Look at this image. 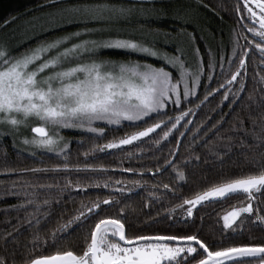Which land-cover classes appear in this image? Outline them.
<instances>
[{
  "label": "snow or ice",
  "instance_id": "6c2138e0",
  "mask_svg": "<svg viewBox=\"0 0 264 264\" xmlns=\"http://www.w3.org/2000/svg\"><path fill=\"white\" fill-rule=\"evenodd\" d=\"M171 3L173 0H43L38 6L43 10L41 14L26 21L29 28L52 31L74 25L75 30L39 41L15 56L10 54L6 42L0 41V136H14L22 127H30L33 135L22 141L32 149L30 154L35 156L36 150H42L61 159L58 163L32 168H17L6 158L0 161V175L17 176L7 183L0 181L3 189L0 198L10 196L18 201L9 206L18 214L17 224L10 225L11 231L0 230L6 253L0 254V264H264V243L225 246L223 240L207 242L201 235L204 222L199 214L206 203L243 195L246 203L240 201L239 206H233L216 221L219 224L222 220V236L240 237L249 227L264 230V212L259 206L264 203L261 200L264 197V74L254 73L249 80V63H246L250 58L264 73V0H243L242 8L238 0L236 5L240 19L249 22L245 28L251 38L233 30L230 54L217 55L209 48L206 66L199 48L194 47L196 66L192 70L186 66L184 47L177 46L172 54L157 47L161 37L165 43L185 35L194 41V35L183 27L194 22L191 10L179 5L172 10L171 16L181 25L175 29V36L171 31L162 32L150 26L152 21L169 15L164 5ZM15 19L12 17L5 24ZM116 26L134 27L142 38H95ZM241 40L245 43L241 44ZM107 48L158 59L161 66L140 60L101 59L102 50ZM169 67L175 70V77ZM205 77L208 83L200 98L198 89ZM213 82L216 87L212 86ZM217 95L221 99L209 112L216 113L219 119L205 113L199 124L190 129L189 125L194 124L190 117L197 116L211 103L210 98ZM225 102L232 109L233 123L227 131H222L225 115H229L220 110ZM233 105L241 111L248 110L251 127L246 126ZM169 111L176 114L169 115ZM33 122L36 126H32ZM97 122L114 126L116 130L129 122L136 130L99 144L95 140L103 139L106 133L105 127L97 126ZM63 130H79L93 137L89 148L83 153L77 151V156L85 158L84 162H72L70 141L62 134ZM241 132L252 138V143L246 140L238 143L245 153H250L245 155V161L255 171L235 177L219 173L218 182L195 191L190 197H182L179 203L167 208L162 201L175 197L180 184L173 186L157 180L147 191L145 207L149 211L143 220H130L126 208L119 206L122 199L130 198L126 194L133 189L149 188V182L143 179L146 173L155 177L171 169L173 179L186 185L187 174L183 169L201 164L200 156L194 152L201 134L207 137L212 133L214 139L225 142L223 147L227 151L213 152V159L223 165L222 157L230 154L234 138ZM189 133L191 140L186 148L192 154L178 165L173 158L182 145L180 138ZM124 146H132L135 151H126ZM83 147L80 141L79 148ZM165 147L168 153L160 164L157 153H163ZM110 150L126 152L128 159L151 150V159L157 163L154 168L121 167L122 172L141 178L113 180L108 175L112 168L88 162L95 160L98 153L111 154ZM119 163L122 165V161ZM103 189L109 190L107 195L82 199L65 216L66 201H74L76 195L87 196L89 190ZM254 201L258 202L255 207ZM155 203L161 204L163 215L159 210L155 214L151 212ZM53 204L61 211L56 216L55 227L47 229L54 215ZM114 208L117 210L112 213L110 210ZM21 212L23 217L19 216ZM21 219L33 231L29 242L18 249L15 243L21 235ZM163 222H167L170 232H161L159 226ZM76 233L83 241L82 248L62 249L61 241ZM9 244L14 246L9 249ZM40 248L56 251L34 256Z\"/></svg>",
  "mask_w": 264,
  "mask_h": 264
},
{
  "label": "trees",
  "instance_id": "16d2710c",
  "mask_svg": "<svg viewBox=\"0 0 264 264\" xmlns=\"http://www.w3.org/2000/svg\"><path fill=\"white\" fill-rule=\"evenodd\" d=\"M119 2V0H114ZM43 3V0H0V35L5 33L13 24L24 20L26 18H30L36 14H40L43 10L39 9L38 6ZM238 0H173V3L166 4V7L169 11V15L166 21L175 22V19L171 16L172 10L176 6H183L184 8L190 9L194 12H199L204 16V20L199 22H193L192 26L196 28L191 29L192 34L195 39L192 41V46L199 48L200 53L203 57V61L205 66L207 64L208 56L207 50L210 48L214 53L219 55L221 52L227 56L231 52L230 45V37L233 33V30L236 32H243L244 28L239 23L240 15L236 12V5ZM240 7L242 8V1L239 0ZM243 13H241L242 15ZM12 17H16L15 20L5 24L6 20H11ZM222 17V19H221ZM197 24V25H196ZM179 25V23H178ZM181 26V25H180ZM183 27H185L183 25ZM190 27V26H189ZM58 32L57 30L37 33L34 34L30 38H26L21 43L15 45L13 49H11L12 55H18L23 53L24 51L34 47L39 41L42 40H50L53 35ZM245 34V33H244ZM241 44L245 43L244 40L240 41ZM218 45L220 47H218ZM108 56L115 59H137L140 61L150 62L157 67L161 66V61L157 59H153L150 57H146L143 55L130 53L125 50L120 49H109L104 52ZM196 61V59H195ZM246 63H249V80L251 79L252 74L261 72L259 67L253 65L250 58L246 59ZM259 64L258 59H256V65ZM169 71H173L174 77L176 75L175 70L172 68H168ZM208 83L206 77L202 78L201 85L198 89V96L202 98L204 85ZM213 87H216V83L213 82ZM252 85L249 84V88L251 89ZM221 96L217 95L215 99L210 98L211 103H209L206 107H203L200 112H198L197 116L190 117L194 121V124L190 126V129L194 128L196 124H199L200 119H203L204 114L207 113L210 116H215L216 119H219V116L216 113L209 112V109L215 107L220 101ZM183 107V106H182ZM235 109V112L240 115L241 118L245 119V124L248 127H251V124L248 117V110L245 109L241 111L240 108L236 105L232 106ZM223 114L225 115V123L222 131H227L230 125L233 123V116L230 115L232 109L229 108L228 102H225L224 105L221 106ZM219 111V110H218ZM176 113L173 111H169V115L174 116ZM258 117V113L256 114ZM183 123V122H182ZM97 126L105 127V136L103 139L95 140L96 143L103 144L107 140L118 138L124 135L125 132H132L136 129L134 127L129 126V122H124L121 126H119V130H116L114 126H105L104 123L98 122ZM31 132V129H30ZM161 130L158 129L157 133H160ZM64 136L70 141L71 148V160L73 163L76 162H84L85 158L80 155L77 156V151L83 153L85 149L89 148L93 142V137L89 134H86L79 130H67L64 133ZM155 135V134H153ZM174 135L178 136V133L174 132ZM171 139V137H170ZM182 141V145L179 149V153L173 159L178 165H182V162L185 157L191 155V151L186 148V145L191 140V134H187L185 137L180 138ZM147 140V138H145ZM208 142L205 143L204 141ZM239 140H246L247 143H252L251 136L245 137L241 132L234 138V146L231 149V152L227 156H223L224 160L223 165L220 164L218 160L213 159V152L227 151L223 147L225 142L218 141L213 138L212 133H209L207 137H204L201 134V139L198 140L197 145L195 146L194 152L198 154L201 158V164L199 167H189L183 169L187 174L186 185L185 182H177L173 179L172 170L169 169L167 173L163 175L153 176V173H146L143 176L144 180L149 182V188L146 190L144 188L133 189L132 193L126 194L130 198L127 200L122 199L121 204L119 206H124L126 211L128 212L129 219L138 218L140 220L145 219V213L149 211V208L145 207L147 191L151 190L150 185L152 183H156L157 180L162 181L163 183H170L175 186L177 183L180 184L177 194L175 197L169 196L166 201H162L165 208L171 207L172 205L179 203L181 198L184 196H191L195 191L203 190V188L207 187L209 184L218 182L220 179L219 173H224L226 176L235 177L242 174H247L248 172L255 171L250 164L245 161V155L250 153H245V151L239 146ZM15 141V142H14ZM83 141L84 147L79 148V142ZM21 143L13 136L3 135L0 136V161H3L5 158L7 161L17 168H32V167H43L45 165H51L54 163L61 162L60 158H57L52 153H48L45 151L37 150L36 155H31L30 151L22 149L20 146ZM172 146H175V142L173 140ZM126 151H135L132 149V146H124ZM147 147L146 145L144 146ZM111 154L108 153H98L97 158L95 160H89L88 162L93 163H102L106 166L112 168V171L108 173V175L112 176L113 180L126 178L128 180L132 179H140L139 175L134 176L132 173H124L121 171V167H140L141 165L146 166L147 168H154L157 161L151 159V150L145 151L143 153H136L133 159L126 158V152H113L110 150ZM168 147H165L163 153H157V156L160 157L159 163L163 164L164 156H167ZM43 161V164H41ZM122 161V165L119 163ZM207 161V163H205ZM41 177L51 174H38ZM17 179L15 174L10 176L0 175V181L10 182L12 180ZM191 188V191H189ZM3 189L0 188V191ZM107 189L103 190H89L87 196L84 194L74 196L73 200L66 201V207L68 209L65 212V216L71 214V210L79 205V202L82 199H94L97 194L101 196L108 194ZM261 200H264V197H261ZM240 201L247 202L243 195H233L229 198L224 199L222 202L217 203H206L204 207L200 208V216H203L204 227L201 231L202 237L209 243H212L213 240L220 241L223 240L225 246L230 244H240V243H264V230H261L260 227L256 228H246L245 234L236 238H228L224 239L221 234L220 228L222 226V220L219 224L216 223L219 217L223 216L226 211H229L233 206H239ZM17 198L15 197H3L0 198V230L11 231L10 225L17 224V212L9 208L10 205L17 203ZM258 202L254 201V207ZM262 212H264V203L259 204ZM200 207V206H198ZM54 215L52 218V223L47 225V229L55 227L56 224V216L59 215L61 209L57 208L55 204H53ZM7 210V211H5ZM117 209H111L112 213H115ZM160 211L163 215V208L160 203H155L151 205V212L155 214L157 211ZM20 217L24 216V213H19ZM20 231L21 235L18 236L15 246L18 249H23V246L29 242L31 239V233L33 229H28L26 223L21 219L20 220ZM167 222H163L159 227L162 233H168L171 230L166 227ZM46 229V231H47ZM151 232V230H149ZM15 235V233H14ZM43 235V233H42ZM14 245L9 244L8 248L11 249ZM83 246V241L80 238V234L76 233L73 237L61 241V248H73L74 250L79 251ZM56 251L54 248H49L45 250L44 248H40L34 253L35 255H49L53 254ZM0 254L4 253V241L0 240Z\"/></svg>",
  "mask_w": 264,
  "mask_h": 264
},
{
  "label": "rangeland",
  "instance_id": "374dc122",
  "mask_svg": "<svg viewBox=\"0 0 264 264\" xmlns=\"http://www.w3.org/2000/svg\"><path fill=\"white\" fill-rule=\"evenodd\" d=\"M114 2H116V1H114ZM191 12L193 13V16H194V22L201 23V21L204 20V16L201 15V13L194 12V11H191ZM40 14H36V15H40ZM167 17L168 16L161 17L159 19H156V20L152 21L150 23V26L153 27V28H158L162 32L171 31L172 34L175 36L176 35L175 29H177V28H179L181 26H180V24L178 25V23H175V22H170V21H166L165 22V20H167ZM28 19L29 18H26L24 20H21V21L15 23V24H13V26L10 27L5 33L0 35V41L6 42V44L8 46V49H9V52H10L11 55H12L11 49H13V47H15V45L21 43L26 38H30L34 34H37V33L49 32V31H41L39 27H37L35 30L29 28L27 26V24H26V21ZM193 24L194 23H188V24L184 25L185 26L184 28L186 29V31L188 33H192L193 31H191V29L196 28L195 26H192ZM55 30H57L58 32H56V34L53 35L52 38H54L55 36H59V35L63 34L66 31L75 30V26L74 25H70V26H67V28H65V29H55ZM131 37H134V38H137V39H141L142 38L140 31L138 29H134V27L116 26V27H114L112 29V31L105 32L103 34H98V36L95 37V38H104V39L112 38V39H116V38H131ZM192 43L193 42L190 41V39H189V37L187 35L182 36V37H177L175 42H169V43H165L163 37H161L158 40V42H157V47L159 49H161L162 51L166 50L169 54H172L177 46L184 47L186 49V52H187V55L185 57L186 66L189 67L190 70H192L196 66V61H195L196 58H195V56H194V54L192 52V49L195 46H192V48H191V44ZM109 49H117V48L103 49L102 53H101V56H100L101 59H107V60H112V61H121V62L122 61H130V60L131 61H136L137 60V59H130V60H126V59H122L121 60L120 59L119 60V59L112 58V57H110V56H108L107 54L104 53L106 50H109ZM120 50H122V49H120ZM32 126H36V122H33ZM65 131H67V130H63L62 134ZM32 135L33 134L30 132V127L29 128L22 127L20 129V131L18 133H16L13 137H15L21 143L20 147L22 149H25V150H28V151L31 152L32 149L29 148L28 146L24 145L22 141H23L24 137H31Z\"/></svg>",
  "mask_w": 264,
  "mask_h": 264
},
{
  "label": "flooded vegetation",
  "instance_id": "af4514ba",
  "mask_svg": "<svg viewBox=\"0 0 264 264\" xmlns=\"http://www.w3.org/2000/svg\"><path fill=\"white\" fill-rule=\"evenodd\" d=\"M241 1H242V7H243V0H241ZM239 23H240L241 26L244 28V33H245V35H249V38H251V37H250V34L247 33V29L245 28V24L249 23V22L247 21V19L245 18L244 20H239ZM257 27H258V25H257ZM257 59H258V57H257ZM258 61H259V59H258Z\"/></svg>",
  "mask_w": 264,
  "mask_h": 264
},
{
  "label": "water",
  "instance_id": "95a60500",
  "mask_svg": "<svg viewBox=\"0 0 264 264\" xmlns=\"http://www.w3.org/2000/svg\"><path fill=\"white\" fill-rule=\"evenodd\" d=\"M191 125H189V128H190ZM183 138V137H182Z\"/></svg>",
  "mask_w": 264,
  "mask_h": 264
}]
</instances>
